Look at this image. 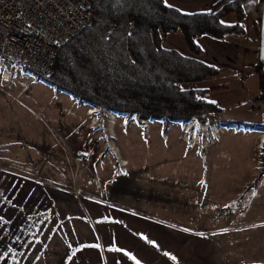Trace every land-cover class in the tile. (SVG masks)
Listing matches in <instances>:
<instances>
[{"label": "rangeland", "instance_id": "rangeland-1", "mask_svg": "<svg viewBox=\"0 0 264 264\" xmlns=\"http://www.w3.org/2000/svg\"><path fill=\"white\" fill-rule=\"evenodd\" d=\"M216 1L165 4L193 15L209 12ZM227 18L238 21L234 14ZM174 35L165 47L183 49V43L195 57L182 33ZM246 38L196 39L204 63L218 71L201 87L224 88L204 97L224 109L222 117L208 114L194 121L196 127L221 126L226 133L206 151L187 145L192 141L190 134L186 137V124L112 111L116 117L108 122V111L101 113L59 88L56 94L46 81L23 91L19 84L8 88L0 79V264L65 263L82 248L71 223L92 225L87 212L93 207L150 210L173 205L187 211L216 210L218 226L225 227L216 236L222 242L217 264H264V144L262 153L258 149L264 103L255 102L260 77L255 65L249 67L234 54L245 44L224 43ZM92 107L95 117L87 116ZM201 131L207 142L220 132ZM117 154L126 166L118 164ZM109 180L113 186L104 183ZM196 216L181 215L188 223ZM240 222L241 228L235 226Z\"/></svg>", "mask_w": 264, "mask_h": 264}, {"label": "trees", "instance_id": "trees-1", "mask_svg": "<svg viewBox=\"0 0 264 264\" xmlns=\"http://www.w3.org/2000/svg\"><path fill=\"white\" fill-rule=\"evenodd\" d=\"M92 22L60 47L54 73L45 79L101 113L148 117L154 121L187 124L211 114L222 117L224 109L204 97L224 88L201 89L218 71L210 65L162 46V37L182 33L189 51L202 56L197 38L227 36L246 38V11L255 8L261 37L264 0H220L207 13L187 15L165 0H88ZM237 24L225 25L230 15ZM264 65L254 66L264 103ZM187 86V88H186Z\"/></svg>", "mask_w": 264, "mask_h": 264}, {"label": "crops", "instance_id": "crops-1", "mask_svg": "<svg viewBox=\"0 0 264 264\" xmlns=\"http://www.w3.org/2000/svg\"><path fill=\"white\" fill-rule=\"evenodd\" d=\"M257 19L256 9L251 8L247 11L244 20L247 38L240 41L228 39L224 42L235 46L245 44V48L234 51V54L249 67L256 65L259 59L260 41L255 31ZM222 22L230 26L237 21L225 18ZM173 36L177 35L170 33L163 36L162 46L190 56L183 43V49L165 47L168 37ZM194 58L204 62L205 57ZM204 84H209V81L198 85L199 88ZM16 102L34 115L29 111L33 109L27 104L17 100ZM207 127L209 132H213L214 128H221L214 125ZM120 207L123 206L93 207L87 212V216L93 222L92 225L85 223V227H80L77 223H71V229H74L78 235L76 239L78 246L82 248L80 252L68 255L69 258L63 264H137V262L138 264H217L219 246L222 242L217 241L216 236H219L220 231L225 227L218 226L220 223L216 220V210L212 212L209 208L197 207L187 211L175 208L174 205L170 208L161 206L150 210L143 206ZM185 213L198 216L192 217L191 222L188 223L181 217ZM98 219L102 221H97ZM235 226L241 228L242 223Z\"/></svg>", "mask_w": 264, "mask_h": 264}, {"label": "built area", "instance_id": "built-area-1", "mask_svg": "<svg viewBox=\"0 0 264 264\" xmlns=\"http://www.w3.org/2000/svg\"><path fill=\"white\" fill-rule=\"evenodd\" d=\"M91 7L88 0H0L1 81L23 91L44 85L54 73L58 49L91 24Z\"/></svg>", "mask_w": 264, "mask_h": 264}, {"label": "bare ground", "instance_id": "bare-ground-1", "mask_svg": "<svg viewBox=\"0 0 264 264\" xmlns=\"http://www.w3.org/2000/svg\"><path fill=\"white\" fill-rule=\"evenodd\" d=\"M19 102V101H18ZM98 109V108H97ZM91 111L87 114V116H91V117H95L96 116V111L94 110V107H92L91 109H90ZM31 113H33L34 115H36L35 114V112L33 111V110H29ZM190 124V123H189ZM188 128H190V126L188 127ZM188 128H187V131H185V134H186V137L188 138L189 137V130H188ZM203 129H205V130H208V127H203ZM112 132V131H111ZM220 135H221V133H220ZM112 138H113V136H112ZM189 139V138H188ZM188 139H187V141H188ZM190 139H191V141H193L192 140V137H190ZM261 140V141H260ZM184 141H186V140H184ZM188 142H190V141H188ZM259 143H264V134H263V136H261L260 138H259ZM190 145H191V143H189ZM196 147H198L197 146V144L195 143V145L194 146H192V148L194 149V150H196ZM201 147H203V146H201ZM206 150L209 148V146L208 145H206ZM199 148V147H198ZM117 150V149H116ZM205 149H203V151H206ZM199 151V150H198ZM197 151V152H198ZM121 154V153H120ZM199 154H200V152H199ZM116 155V154H115ZM118 155V154H117ZM201 157H203V155L201 156ZM115 158L117 159V162H118V164L121 166V167H123V166H126L127 165V163H122L123 162V159H122V157H121V155H118V156H115ZM122 161V162H121ZM110 181H113V180H109V181H107V182H104V183H106L107 184V186H113V184L110 182ZM204 182V181H203ZM202 181H201V183H203Z\"/></svg>", "mask_w": 264, "mask_h": 264}, {"label": "water", "instance_id": "water-1", "mask_svg": "<svg viewBox=\"0 0 264 264\" xmlns=\"http://www.w3.org/2000/svg\"><path fill=\"white\" fill-rule=\"evenodd\" d=\"M259 59L264 65V11H263V15H262ZM263 74H264V68H263Z\"/></svg>", "mask_w": 264, "mask_h": 264}, {"label": "clouds", "instance_id": "clouds-1", "mask_svg": "<svg viewBox=\"0 0 264 264\" xmlns=\"http://www.w3.org/2000/svg\"><path fill=\"white\" fill-rule=\"evenodd\" d=\"M108 113H111L110 111H108ZM112 115H115L114 113H112ZM116 116V115H115ZM108 118H110L109 116H107ZM198 126H199V124H198ZM216 129H214V131H215ZM222 135V134H221ZM221 135H219L220 136V138H221ZM219 138V139H220ZM215 141H213V142H209V143H207V145H209L210 143H214Z\"/></svg>", "mask_w": 264, "mask_h": 264}, {"label": "snow or ice", "instance_id": "snow-or-ice-1", "mask_svg": "<svg viewBox=\"0 0 264 264\" xmlns=\"http://www.w3.org/2000/svg\"><path fill=\"white\" fill-rule=\"evenodd\" d=\"M117 251H119V249H117ZM137 264H138V262H137Z\"/></svg>", "mask_w": 264, "mask_h": 264}]
</instances>
